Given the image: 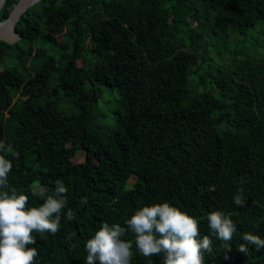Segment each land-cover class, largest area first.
Masks as SVG:
<instances>
[{"label":"trees","instance_id":"1","mask_svg":"<svg viewBox=\"0 0 264 264\" xmlns=\"http://www.w3.org/2000/svg\"><path fill=\"white\" fill-rule=\"evenodd\" d=\"M17 2L5 0L0 21ZM262 23L264 0H42L24 13L22 39L0 41V64H10L0 71L8 191L30 208L57 180L68 189L60 231L33 233L35 264H85L104 223L124 226L164 202L212 240L204 264H264V249L243 240L264 239V41L249 40ZM109 91L113 107L101 105ZM80 152L86 161L76 163ZM240 188L245 207L234 203ZM214 211L236 225L227 244L209 228ZM123 239L131 264H163L140 254L130 231Z\"/></svg>","mask_w":264,"mask_h":264},{"label":"clouds","instance_id":"2","mask_svg":"<svg viewBox=\"0 0 264 264\" xmlns=\"http://www.w3.org/2000/svg\"><path fill=\"white\" fill-rule=\"evenodd\" d=\"M5 150L11 151V145L0 142V152ZM15 155L19 157L18 153ZM12 168V161L0 155V264H35L38 251L29 247L37 243L33 233L43 238L45 234L55 235L60 231L68 189L57 180L54 195L47 196L39 207L29 208L27 195H17L14 189L9 194L8 176ZM234 203L239 207L247 205L243 188L237 190ZM80 204L86 205L87 199L82 198ZM66 218L68 221L75 219L71 209L67 210ZM207 219L217 239L225 244L232 241L236 225L231 218L214 211ZM129 231L135 236V247L140 254L148 258L162 255L163 264H204L205 253L213 251L210 237L200 238L198 219L164 202L143 206L125 221L124 226L104 223L85 245V264H131L133 243L123 239ZM243 240L257 251L264 249V239L259 235L246 233ZM231 250L229 247L228 253ZM237 250L248 254L246 244H240ZM229 258L227 254L224 257L225 260Z\"/></svg>","mask_w":264,"mask_h":264},{"label":"water","instance_id":"3","mask_svg":"<svg viewBox=\"0 0 264 264\" xmlns=\"http://www.w3.org/2000/svg\"><path fill=\"white\" fill-rule=\"evenodd\" d=\"M42 0H18L8 18L0 21V41L16 44L22 39L21 33L16 29L24 13L27 10L41 2ZM5 0H0V10L4 5Z\"/></svg>","mask_w":264,"mask_h":264},{"label":"rangeland","instance_id":"4","mask_svg":"<svg viewBox=\"0 0 264 264\" xmlns=\"http://www.w3.org/2000/svg\"><path fill=\"white\" fill-rule=\"evenodd\" d=\"M257 28H258V30L250 32L249 40L255 41L258 39H262L264 41V34L260 31V30H264V24L262 23V24L258 25ZM257 50L259 51V53H263L264 47H259ZM78 63L82 64V61H79ZM9 65H10L9 63L0 64V71L3 70L5 68V66H9ZM117 98H118V92L117 91L106 92L104 98L101 100V105H103L105 102H110L111 107H113ZM207 99L209 101L214 100V93L213 92L209 93V95L207 96ZM105 111L108 113V117L112 116V112L109 110V108H106ZM112 122L113 121H109V123H112ZM72 160L76 163H83L86 161V157H85L84 153L80 152V153H77L76 156H73Z\"/></svg>","mask_w":264,"mask_h":264}]
</instances>
